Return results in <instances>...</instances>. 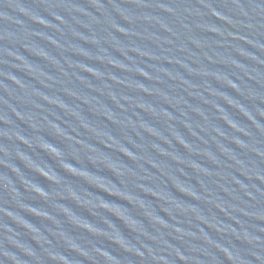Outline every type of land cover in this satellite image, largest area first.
I'll return each mask as SVG.
<instances>
[{"label": "water", "instance_id": "1", "mask_svg": "<svg viewBox=\"0 0 264 264\" xmlns=\"http://www.w3.org/2000/svg\"><path fill=\"white\" fill-rule=\"evenodd\" d=\"M0 264H264V0H0Z\"/></svg>", "mask_w": 264, "mask_h": 264}]
</instances>
